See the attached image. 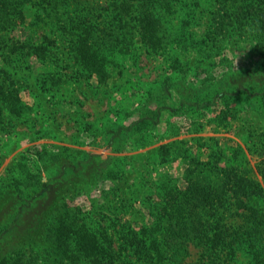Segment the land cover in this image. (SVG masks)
Returning a JSON list of instances; mask_svg holds the SVG:
<instances>
[{"label":"rangeland","instance_id":"obj_1","mask_svg":"<svg viewBox=\"0 0 264 264\" xmlns=\"http://www.w3.org/2000/svg\"><path fill=\"white\" fill-rule=\"evenodd\" d=\"M189 3L162 15V47L151 50L137 39L115 58L104 83L77 64L71 36L58 19L36 6L24 8L25 19L7 32L20 47L9 53L0 41V69L17 82L24 102L11 132L0 130V259L8 249L11 261L22 243L47 248L48 228L63 211L96 234L152 226L164 202L190 196L186 179L194 173L188 170L240 166L261 183L256 166L264 159V56L247 35L212 34L214 0ZM39 45L46 47L43 56L35 52ZM243 69L258 75L247 81L241 101L213 100L210 84L214 89L222 75ZM113 124L118 134L102 146L100 137ZM44 147L48 155L57 148L60 158L39 159L37 176L46 185L25 200L27 194L18 196L13 187L16 163ZM80 151L88 163L76 167L69 155ZM222 217L239 224L234 211ZM190 251L195 260L197 250ZM233 258L230 264L251 263L238 245Z\"/></svg>","mask_w":264,"mask_h":264},{"label":"trees","instance_id":"obj_2","mask_svg":"<svg viewBox=\"0 0 264 264\" xmlns=\"http://www.w3.org/2000/svg\"><path fill=\"white\" fill-rule=\"evenodd\" d=\"M194 0H111L96 3L91 0H0V41L8 52H13L20 43L9 42L7 32L17 20H24V8L36 6L54 19L60 29L71 36L75 61L90 77L99 83L111 75L115 58L128 53L139 42L148 49L163 46L162 15L172 11L174 4L189 6ZM55 11V13H53ZM66 16L62 18V15ZM212 34L222 36L235 31L253 40L255 50L264 56V0H214L211 12ZM47 43H52L44 36ZM25 45V44H24ZM46 47L39 45L35 52L43 56ZM264 67H262L263 70ZM177 69H179L177 67ZM260 70V69H259ZM256 71H235L224 74L221 84H210L208 93L218 103H239L248 91V80ZM254 73V74H253ZM258 75V73H257ZM259 79L255 80L259 84ZM247 87V88H246ZM247 89V90H246ZM264 102V93L261 96ZM199 110V108H196ZM24 102L17 82L11 74L0 69V130L11 132L13 120L23 117ZM116 125L107 126L101 135L102 146L111 143L112 134H118ZM98 140H93L96 146ZM30 150L33 156L23 153L17 161V177L14 190L25 200L45 186L38 179L36 164L46 157L44 147ZM47 156V161H58L59 151ZM30 154V155H32ZM76 167L88 157L80 151L69 155ZM74 168L79 172L81 168ZM187 171L189 191L187 200L179 198L166 201L160 207L158 221L152 226H140L110 235L98 234L84 227L80 220L69 218L61 212L49 226L46 235L48 247L33 246L15 251L9 261L7 255L2 264H230L236 246L251 254L250 264H264V159H260L256 171L261 183L250 177L247 168H212ZM189 172H191L189 174ZM33 189V190H32ZM32 191L33 193H29ZM36 198V197H35ZM176 199V198H174ZM30 203L24 204L29 208ZM186 208H188L187 215ZM234 211L239 224L223 221L226 212ZM66 215V216H65ZM21 238L28 236L20 235ZM26 241V240H25ZM190 247L197 250V258L189 259Z\"/></svg>","mask_w":264,"mask_h":264}]
</instances>
